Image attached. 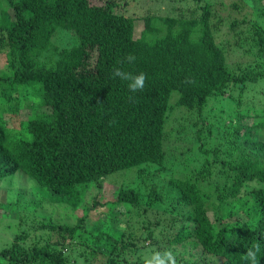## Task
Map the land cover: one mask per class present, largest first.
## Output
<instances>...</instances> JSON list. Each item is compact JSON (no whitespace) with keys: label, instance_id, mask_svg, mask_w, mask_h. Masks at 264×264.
<instances>
[{"label":"trees","instance_id":"obj_1","mask_svg":"<svg viewBox=\"0 0 264 264\" xmlns=\"http://www.w3.org/2000/svg\"><path fill=\"white\" fill-rule=\"evenodd\" d=\"M120 1L0 2L8 71L0 75V180L22 171L49 193L52 208L83 210L73 225L37 211L31 232L1 250L0 264H142L151 250L173 251L177 264H248L242 255L257 241L264 264V114L242 104L250 87L264 94V27L246 17L229 23L235 37L248 36L236 44L248 43L255 56L249 67L230 68L215 5L192 0L190 14L136 18ZM60 32L72 45H54ZM116 67L145 73L144 90L130 92L112 76ZM24 91L41 111L13 127L19 105L12 96ZM225 97L237 100L227 123L222 114L213 113L220 125L202 117L209 101ZM176 110L195 115L192 140L206 149L202 165L184 177L168 166L165 147ZM134 170L139 182L117 181ZM154 177L167 178L166 186ZM111 180L113 199L104 200ZM91 186L97 195L83 206ZM98 211L104 218L90 220Z\"/></svg>","mask_w":264,"mask_h":264},{"label":"rangeland","instance_id":"obj_2","mask_svg":"<svg viewBox=\"0 0 264 264\" xmlns=\"http://www.w3.org/2000/svg\"><path fill=\"white\" fill-rule=\"evenodd\" d=\"M94 1L96 4L101 2V0ZM0 2L6 6L5 0H0ZM120 2L122 4L125 3L122 10L127 13L126 15L136 18L146 15L178 17L180 14L187 11L190 14L196 7L195 2L192 0H121ZM203 3H208L212 6L215 5L217 20L221 19L224 22L217 34V42L226 51L229 67L235 68L239 66L242 69L249 67L254 63L255 56L252 53L254 48L250 49L248 43L244 44L248 38L247 34L244 33L241 34V37H235V33H233L228 26L231 21L239 22L246 17L250 19V22H257L264 27V0L258 2V4H255L257 3L255 0H203ZM9 13L12 15L11 11H9ZM189 14L186 13L187 16ZM240 28L243 32H246L247 25H242ZM141 29L142 23L138 19L136 21V36H138ZM241 39L245 40V42L236 44V42H240ZM53 43L55 46L63 48L72 45L73 39L70 35L60 32L53 38ZM3 57L4 56L0 54V75L8 72L5 65L2 64ZM5 88H2V90H5ZM260 90L261 88L258 86L256 88H248L247 92L243 95L242 104L252 105L255 109L260 108V113L264 114V94L261 95V93H259ZM12 97V100H14L13 102L17 101L19 105V111L16 116H14L15 121H13V127H17L19 124L18 121H26L29 115H34L41 111L38 103L39 101L34 98L31 92L24 91L21 93H14ZM177 98L178 94L174 92L170 98V102H174ZM0 103L4 104V101L2 102V100H0ZM236 104L237 100H230L227 97L212 99L209 101L202 117H210L211 120H215L217 124L221 123L220 118L218 122L213 115L222 114L223 119L226 120ZM243 108L244 107L240 109L242 110ZM251 114L254 115V112ZM196 120L194 114H190L184 110H176L172 113L167 123L166 131L168 136L166 138L165 147L169 157L168 166L173 169L178 166L174 169L176 171V177H184L185 174L194 172V170L200 167L206 159L203 153L206 150L205 148L209 147L207 149H211L213 147L212 144L215 139L211 138V141H208L206 146H204L205 148H203V150H205L203 152L197 149L199 147L198 144L194 142L195 140H192L196 138L197 134L194 127ZM256 120L257 119L253 117L246 122L252 123ZM224 122L227 123V120ZM182 126L185 130L180 129ZM179 130H183L184 132L178 137L176 134ZM215 131L216 129L214 130V134ZM176 138H179V140ZM215 168L216 167H214V170ZM119 176H121V173L115 174L109 178H118ZM143 177H145V175ZM140 180V175L138 176L135 170L117 179V181L121 183L124 182L128 184L132 181L139 182ZM152 180L157 181L159 184H164V187L167 183L165 182L167 178L162 180L160 177H154ZM111 183L112 180L108 181L102 189V193L105 196L104 200H109L111 198L110 192L116 189L115 185ZM84 192L85 204H83V206L87 203H91L94 196L97 195L96 189L92 186L85 188ZM48 197L49 193L34 179L28 177L22 171H17L15 174L0 180V252L12 243L16 235H27L29 231L31 232L29 218L37 211L45 216L54 213L53 221L67 223L68 225H73L75 223L74 217H81L83 215V210L81 208L77 209L75 213L73 212L72 215L71 211L65 206L61 208H52L48 202ZM112 199L113 198H111V200ZM98 212H93L90 215V220L104 218L103 212ZM210 215H213V213L210 212Z\"/></svg>","mask_w":264,"mask_h":264},{"label":"clouds","instance_id":"obj_3","mask_svg":"<svg viewBox=\"0 0 264 264\" xmlns=\"http://www.w3.org/2000/svg\"><path fill=\"white\" fill-rule=\"evenodd\" d=\"M124 59L131 64L135 62L136 57L132 54H128ZM112 76L119 78L122 81H126L127 88L130 92L135 93L144 90L146 75L143 72L133 74L132 72H127L116 67L112 71ZM261 255L262 245L257 241L253 246L246 250V253L242 255V258L246 260L248 264H258V259ZM142 264H177L176 254L171 250H165L163 252L151 250L143 254Z\"/></svg>","mask_w":264,"mask_h":264}]
</instances>
